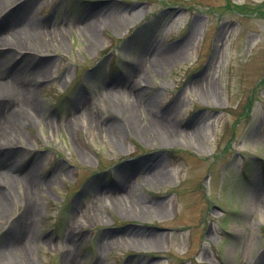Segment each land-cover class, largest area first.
<instances>
[{"label":"rangeland","instance_id":"374dc122","mask_svg":"<svg viewBox=\"0 0 264 264\" xmlns=\"http://www.w3.org/2000/svg\"><path fill=\"white\" fill-rule=\"evenodd\" d=\"M0 1V36L37 40L3 68L18 99L0 104V117L16 118L7 157L20 175L0 169L10 192L1 255L25 240L34 264H64L68 234L74 264H253L264 256V0H38L14 20L8 13L20 1ZM161 51L176 52L175 62L157 66ZM107 88L133 95L137 111H108L99 94ZM26 100L38 105L35 115L20 108ZM82 102L97 130L80 118ZM154 120L172 124V139L155 135ZM129 183L133 201L162 214L115 212L114 190ZM27 184L38 207L22 231L14 221ZM133 230L152 232L160 247L119 241Z\"/></svg>","mask_w":264,"mask_h":264},{"label":"bare ground","instance_id":"6f19581e","mask_svg":"<svg viewBox=\"0 0 264 264\" xmlns=\"http://www.w3.org/2000/svg\"><path fill=\"white\" fill-rule=\"evenodd\" d=\"M19 2V4L16 6V8H14L13 10H11L8 14L10 15L13 12H16L17 14L12 18V20H14V18H19V16L23 13H25V11H29V9H31L35 3L38 2V0H14V2ZM1 3V1H0ZM1 8V6H0ZM15 9H20V10H15ZM7 14V15H8ZM87 29V32L90 34V37H92L91 39L93 41L98 40L96 35L93 33V26L92 23L87 24V27H85ZM13 33H17L16 31V27L12 28ZM11 34V33H10ZM27 40H24V39ZM28 42V43H27ZM32 45V46H36L37 44V40L35 37L30 36V35H21L20 33H17V36L14 37V39L12 40H8L3 36H0V104L5 103L7 104L9 102V100H14L16 101L18 99V95L17 93L14 91L15 89L12 87V85L10 84L9 81H4L5 79V73H4V67L6 66V58L13 56L14 62H15V58L16 56H18L20 53H22L24 50L28 49V45ZM60 44V43H59ZM21 51V52H18ZM15 52V54H14ZM158 56H160V60H157L155 63L158 64L157 66H162V65H166V64H170V63H174L176 60V52L174 53H167L164 51L158 52ZM13 54V55H12ZM13 69H11L10 71H12ZM37 70V69H36ZM9 71V72H10ZM38 71V70H37ZM36 71V72H37ZM32 73H29V77H31ZM33 75V74H32ZM3 80V81H2ZM128 89L132 92V93H137V89L134 83L130 84L128 86ZM116 92V93H114ZM100 96H102L103 98H105L106 102L111 104L112 106L108 108L109 109H117V110H121V109H125V108H129L132 109L133 111H137V107L139 106V102L137 101V99L133 100V95L128 98L126 100V98L128 97V95L126 93H122L117 91V88H107L102 90L100 93ZM113 94V95H111ZM136 95V94H135ZM143 94H141L140 96H142ZM127 101L124 104L120 105V104H116L119 101ZM21 102V101H20ZM117 105V106H116ZM20 108L22 109H26V113L27 114H31V115H35L38 111V105L35 104V101H27L23 103L21 102V106ZM80 118L83 119V121L93 127L95 130L98 129V123H99V119L94 115L93 112H89L87 111V109H85V105L82 103H80ZM107 111V112H108ZM20 113V111H18V114ZM93 113V114H92ZM134 118H136V114L133 113ZM15 121L16 118L14 117L13 114H7L3 117H0V169L2 168L4 170L5 173L10 174V176L12 177L13 174L11 173H18L17 176L20 175V170L17 169L16 167H12L9 168L8 164H9V159L7 157V154L10 152L11 155H14L15 152L12 151L10 144L15 142V138L16 136H19L18 132L15 130ZM154 127H152V129H156L157 131L155 132V135L158 136V138L162 139V140H170L172 139V136L176 134V130H173V126L172 124L167 120V121H161V120H154L153 122ZM148 133V130L144 129L141 130V133ZM6 167V168H5ZM32 169H28L25 172L22 173L21 177H24L28 181H30V179H32L33 181V174H32ZM149 174V173H148ZM147 174V175H148ZM14 176V175H13ZM16 176V178H17ZM147 176H144V180L146 181L147 185H152V184H157L160 186H163L164 184H166V181H156L153 182L149 179H147ZM13 182H17V180L13 181ZM133 184H125L122 187L117 188L116 190H114V198L111 201V205L114 209L115 212H117L120 215H128V214H136L138 216H143L145 213L149 212V207L146 206L140 199H142L141 197L139 198V202L138 199L133 201L134 198L132 199L131 197H129V195H132V193L134 192V186ZM256 186H258V188H262L261 184H256ZM41 191V190H40ZM38 191L34 190L33 187H30L29 184H27L26 186V191H25V210L23 211L22 215L20 216V218H18L17 220L14 221V223L18 224L17 226L21 227L22 231H26L28 226H29V220L31 219L32 215L35 214L36 210H37V204H35V197H36V193ZM7 194H10L9 189L7 188V186H5V181H3L0 178V220H5L2 219L3 217H8V213H9V201H8V196ZM100 196L102 195L101 193L99 194ZM126 196H128V200L126 199ZM257 206V203H255ZM254 204V206H255ZM255 206V207H256ZM258 211H260V207L258 206ZM256 208V210H257ZM153 209V212L155 214H162V209L160 208V206H156L151 208ZM150 209V210H151ZM261 210L263 211V207L261 206ZM89 218H96V216L94 214H90ZM264 218V217H263ZM7 219V218H6ZM75 230H77L75 228ZM74 230V231H75ZM65 248L66 251L64 252V264H74L76 261V255L74 252H72L71 247L73 246V244L75 243V241L73 240V238L67 234L66 238H65ZM119 241H121V243H126L128 245H130L133 248L136 249H148L151 246H154L155 248H159L161 243L159 242V239L155 237V235L152 232H146V231H139V230H133V231H128L126 232V235L124 237H122ZM111 245V243H107L104 245V247L100 248V250L102 251H106L107 248H109ZM30 248V242H26L24 241H19L15 247H12L11 249H8L7 253H5L4 255L0 254V260H6V259H12L14 261H17L19 264H34L33 261L30 260L29 254H28V250ZM264 256L261 253L258 258L253 262V264H260L261 260H263Z\"/></svg>","mask_w":264,"mask_h":264}]
</instances>
